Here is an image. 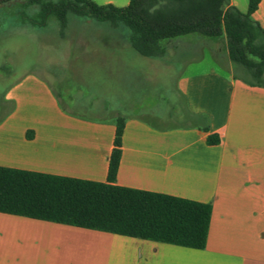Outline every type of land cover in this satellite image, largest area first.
<instances>
[{
  "label": "crops",
  "instance_id": "crops-1",
  "mask_svg": "<svg viewBox=\"0 0 264 264\" xmlns=\"http://www.w3.org/2000/svg\"><path fill=\"white\" fill-rule=\"evenodd\" d=\"M230 5L237 8L233 0ZM251 18L264 31V0ZM199 49L165 47L155 60L185 71L199 61ZM77 50V58L85 54ZM120 51L124 47L103 50L100 61L108 65L115 58L119 66ZM227 65V72L178 77L182 125L161 126L155 122L170 117L141 106V114L123 115L114 182L210 204L203 250L0 213V264H264V88L234 79ZM25 72L4 95L13 109L0 121V167L106 182L119 110H105L108 117L98 120L76 116L43 78ZM208 135L218 136L219 144L207 145Z\"/></svg>",
  "mask_w": 264,
  "mask_h": 264
},
{
  "label": "trees",
  "instance_id": "trees-1",
  "mask_svg": "<svg viewBox=\"0 0 264 264\" xmlns=\"http://www.w3.org/2000/svg\"><path fill=\"white\" fill-rule=\"evenodd\" d=\"M259 1L248 0L245 13L230 0H129L124 7L90 0H0V8L36 6V13L22 21L44 28L53 18L61 39L69 15L125 29L127 34L118 36L121 43L149 59L164 57L163 42L179 37H224L233 78L264 88V31L251 18ZM12 109V102L0 100V121ZM124 125L125 118L118 115L104 183L0 167V213L203 250L210 204L114 184ZM202 129L206 132L207 125ZM219 142L216 135L206 138L209 146Z\"/></svg>",
  "mask_w": 264,
  "mask_h": 264
},
{
  "label": "rangeland",
  "instance_id": "rangeland-1",
  "mask_svg": "<svg viewBox=\"0 0 264 264\" xmlns=\"http://www.w3.org/2000/svg\"><path fill=\"white\" fill-rule=\"evenodd\" d=\"M90 1L104 4V0ZM114 1V6L124 7L129 0ZM233 1L241 13L246 12L248 0ZM36 11V6L18 3L0 8V100H5L10 85L29 70L60 93L64 102L62 107L76 116L105 119L108 109L119 110L120 116L139 115L141 106L163 119L170 117L155 122L161 126L182 125L186 119L176 90L178 77L210 69L227 72L224 37L209 39L187 35L163 42L170 51L200 47L199 61L184 71L178 65L161 67L158 60L143 58L122 44L118 36L127 34L125 29L114 30L107 24L69 15L65 37L61 39L53 18L44 28L22 21L23 17H32ZM119 47H124V51L116 52L121 61L119 66L114 62L115 58H110L108 65L101 62L103 50ZM78 48L85 52L80 58H77ZM97 50L98 54L92 55L91 52ZM5 68H9L8 73ZM61 90H66L67 98H63Z\"/></svg>",
  "mask_w": 264,
  "mask_h": 264
}]
</instances>
